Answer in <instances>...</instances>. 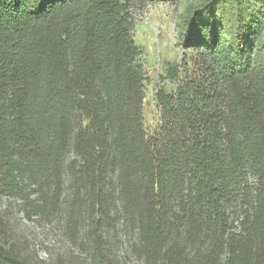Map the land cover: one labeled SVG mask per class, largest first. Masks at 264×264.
I'll list each match as a JSON object with an SVG mask.
<instances>
[{
    "label": "trees",
    "instance_id": "trees-1",
    "mask_svg": "<svg viewBox=\"0 0 264 264\" xmlns=\"http://www.w3.org/2000/svg\"><path fill=\"white\" fill-rule=\"evenodd\" d=\"M134 28L131 0H0V193L28 201L34 187L27 216L56 213L70 177L99 218L122 203L152 264H264V0H202L183 17L181 45L211 80L161 90L152 134ZM1 228L0 264H47Z\"/></svg>",
    "mask_w": 264,
    "mask_h": 264
},
{
    "label": "rangeland",
    "instance_id": "rangeland-1",
    "mask_svg": "<svg viewBox=\"0 0 264 264\" xmlns=\"http://www.w3.org/2000/svg\"><path fill=\"white\" fill-rule=\"evenodd\" d=\"M201 1L131 0L134 38L142 51L139 60L146 75L144 124L148 134H152L160 123L158 93L161 90L175 94L179 87L191 82L211 80L212 64L199 52L184 50L181 45L182 19ZM27 195L30 200L25 201L20 195L0 193L3 242L22 257L47 264H101L99 252L106 255L111 252L115 264H152L141 251L139 232L123 212L120 201L110 204V220L101 219L92 207L90 196L85 191H77V184L67 177L57 212L41 215L33 211L28 217L25 205L37 201L39 195L34 187ZM237 208L235 205L228 208L230 232L238 231ZM97 220H100L103 245H95L89 233L92 223Z\"/></svg>",
    "mask_w": 264,
    "mask_h": 264
}]
</instances>
